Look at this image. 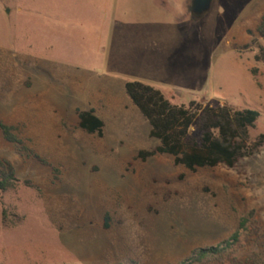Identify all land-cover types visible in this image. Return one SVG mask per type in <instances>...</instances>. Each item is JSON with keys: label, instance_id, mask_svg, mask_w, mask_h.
<instances>
[{"label": "rangeland", "instance_id": "obj_1", "mask_svg": "<svg viewBox=\"0 0 264 264\" xmlns=\"http://www.w3.org/2000/svg\"><path fill=\"white\" fill-rule=\"evenodd\" d=\"M192 5L0 0V119L23 142L0 132V159L19 179L0 192V264H180L228 241L251 212L264 229V148L234 169L138 159L159 142L127 83L178 106L257 111L251 137L264 135V0H214L202 18ZM90 110L102 137L79 128ZM256 238H243L242 259Z\"/></svg>", "mask_w": 264, "mask_h": 264}, {"label": "trees", "instance_id": "obj_2", "mask_svg": "<svg viewBox=\"0 0 264 264\" xmlns=\"http://www.w3.org/2000/svg\"><path fill=\"white\" fill-rule=\"evenodd\" d=\"M256 33L264 41V15ZM255 59L264 64V47H258ZM125 90L147 120L150 138L159 142L153 151L140 152L138 159L145 161L155 156H169L175 166L184 167L190 172L220 166L234 169L264 148V135L255 139L251 137V131L256 128L260 118L257 111L234 110L220 104L207 106L196 101L178 106L166 99L159 90L141 83H127ZM78 118L81 130L102 137L104 123L94 110L78 112ZM15 131L16 128L0 119V132L4 140L19 148L23 142ZM18 183L14 165L6 159H0V192L15 188ZM105 227L108 228V219ZM255 235V249L249 257L242 259L238 253L244 247L243 238H253ZM180 264H264V229L255 220V213L251 212L228 241L216 247L199 249L191 259Z\"/></svg>", "mask_w": 264, "mask_h": 264}, {"label": "water", "instance_id": "obj_3", "mask_svg": "<svg viewBox=\"0 0 264 264\" xmlns=\"http://www.w3.org/2000/svg\"><path fill=\"white\" fill-rule=\"evenodd\" d=\"M213 2L214 0H193L192 12L202 18L210 12Z\"/></svg>", "mask_w": 264, "mask_h": 264}]
</instances>
